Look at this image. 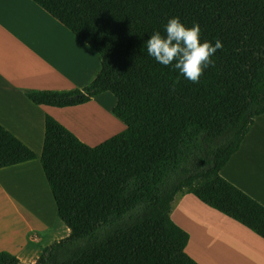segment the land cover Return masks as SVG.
Listing matches in <instances>:
<instances>
[{
  "label": "trees",
  "instance_id": "1",
  "mask_svg": "<svg viewBox=\"0 0 264 264\" xmlns=\"http://www.w3.org/2000/svg\"><path fill=\"white\" fill-rule=\"evenodd\" d=\"M100 56L94 79L70 90H25L35 105L75 107L110 92L125 129L89 146L46 115L40 163L69 235L33 263L199 264L170 216L192 190L264 238V205L221 175L264 114V0H31ZM171 17L223 47L198 83L147 54ZM0 125V168L33 160Z\"/></svg>",
  "mask_w": 264,
  "mask_h": 264
},
{
  "label": "crops",
  "instance_id": "2",
  "mask_svg": "<svg viewBox=\"0 0 264 264\" xmlns=\"http://www.w3.org/2000/svg\"><path fill=\"white\" fill-rule=\"evenodd\" d=\"M71 40L85 47L33 1L0 0V125L36 155L33 160L0 168V252H8L22 263L35 262L46 246L69 235L64 222L63 227L58 224L56 204L40 163L44 122L49 115L84 142L77 120L85 104L65 108L35 105L24 91L70 90L94 79L97 73L89 80L76 74L74 65L85 64V49L68 48ZM89 53L88 60L100 61L98 54ZM263 133L264 114L254 120L221 175L264 205ZM187 194L195 195L187 189L174 197L181 196V200L170 216L188 232L185 252L191 258L199 264H264L263 237L196 195L193 199L198 205L186 208ZM2 207L14 215H3ZM55 230L58 237H52Z\"/></svg>",
  "mask_w": 264,
  "mask_h": 264
},
{
  "label": "clouds",
  "instance_id": "3",
  "mask_svg": "<svg viewBox=\"0 0 264 264\" xmlns=\"http://www.w3.org/2000/svg\"><path fill=\"white\" fill-rule=\"evenodd\" d=\"M165 35L154 32L147 40V54L158 63L175 69L192 83H198L204 69L213 65L211 57L223 47L220 40L213 45L200 41V26L186 27L179 17H171L165 26Z\"/></svg>",
  "mask_w": 264,
  "mask_h": 264
},
{
  "label": "rangeland",
  "instance_id": "4",
  "mask_svg": "<svg viewBox=\"0 0 264 264\" xmlns=\"http://www.w3.org/2000/svg\"><path fill=\"white\" fill-rule=\"evenodd\" d=\"M72 41V40H71ZM84 44V43H83ZM72 47L71 48H79L76 43L73 41L71 42ZM85 47H82L85 49V59L88 60L91 58V55L86 48L88 47L86 44H84ZM70 48V47H68ZM92 50V49H91ZM90 50V51H91ZM94 55L97 53L95 51H91ZM98 56V55H97ZM89 80V79H87ZM116 99L114 95L110 92L102 93L95 98L92 99L90 104H85V109L82 113H85L82 117L81 114H79V119L77 120V128L79 129V134H81V130H85V141L89 146H95L102 142H104L106 139H109L110 137L118 134L120 131L125 129V124L119 120L115 115L112 114V107L115 105ZM93 111H96V114L93 113ZM89 121V124L87 122ZM94 129V130H90ZM90 130V131H88ZM264 136V133H263ZM252 173V171H250ZM9 189V188H8ZM190 195L189 199L186 202L185 207L192 210L193 207H196L198 205L197 202L193 198H195V195ZM192 196V197H191ZM174 203H172L171 210L174 211L176 205L181 200V196H177L176 199H174ZM5 206V205H2ZM3 215H7L8 217H12L14 215V212L10 209V211L6 210L5 207H2ZM58 224H61L60 226H65L60 219H58ZM58 230V227H57ZM59 235L58 231L52 232V237H58Z\"/></svg>",
  "mask_w": 264,
  "mask_h": 264
},
{
  "label": "bare ground",
  "instance_id": "5",
  "mask_svg": "<svg viewBox=\"0 0 264 264\" xmlns=\"http://www.w3.org/2000/svg\"><path fill=\"white\" fill-rule=\"evenodd\" d=\"M74 43H76V45L75 46H77L78 45V47L79 48H83L82 46H81V44H79V43H77V42H74ZM69 46V45H68ZM70 47V46H69ZM72 47V46H71ZM70 47V48H71ZM86 49H88L89 51L91 50V48H86ZM77 50V49H76ZM92 51V50H91ZM76 59V58H75ZM100 60V59H99ZM76 61H78V60H76ZM100 61L98 62L97 60L95 61H93V60H86L85 59V64H84V62H80L79 64H75L74 65V67L77 69V75L78 74H81V75H83V76H81V78H83V77H85V80H87V79H90V78H92V77H94V75L96 74V73H98V69H100ZM84 66H85V69H84ZM81 112H83V111H81ZM93 113L94 114H96V111H93ZM85 113H82L81 114V117L84 115ZM87 124H89V121L87 122ZM90 130H94V129H90ZM90 130H88V131H90ZM81 133H85V130H81Z\"/></svg>",
  "mask_w": 264,
  "mask_h": 264
}]
</instances>
